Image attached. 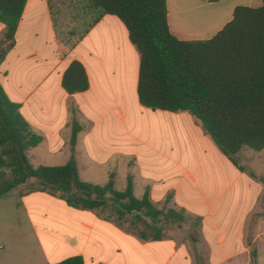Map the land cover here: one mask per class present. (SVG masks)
<instances>
[{"label": "crops", "instance_id": "0c3cea01", "mask_svg": "<svg viewBox=\"0 0 264 264\" xmlns=\"http://www.w3.org/2000/svg\"><path fill=\"white\" fill-rule=\"evenodd\" d=\"M262 5L263 0H167L168 23L181 41H207L238 7ZM6 33L0 22V54L7 50L0 82L43 138L30 156L41 150L65 165L72 124L78 122L83 130L76 159L83 181L82 162L106 169L104 185L116 178L119 163L126 164L137 198L149 189L162 209L172 195L170 207L201 218L202 227L195 236L191 224L171 225L160 240H144L116 218L23 188L0 199V264H59L74 257L85 264H264V151L244 148L240 170L189 113L144 107L138 95L141 55L117 16L102 15L89 0H28L13 41ZM73 61L84 65L90 89L69 95L62 83ZM153 118L188 130V141L181 134L160 145L159 156L149 159L157 172L136 179L133 166L144 161L134 133Z\"/></svg>", "mask_w": 264, "mask_h": 264}, {"label": "trees", "instance_id": "16d2710c", "mask_svg": "<svg viewBox=\"0 0 264 264\" xmlns=\"http://www.w3.org/2000/svg\"><path fill=\"white\" fill-rule=\"evenodd\" d=\"M28 0H0V22L13 41ZM102 15H115L127 27L141 55L140 103L153 111L187 112L219 150L240 170L244 148L264 151V0L258 8L238 7L233 20L207 41H181L168 23L167 0H89ZM220 2L222 0H210ZM9 46L7 47V49ZM7 54L3 50L0 61ZM69 95L90 89L84 65L73 61L63 77ZM21 105L12 101L0 82V199L35 180L29 192L58 196L76 209L108 213L122 221L135 216L144 240H160L166 227L191 224L195 236L202 219L170 207L173 196L159 208L147 190L134 194L133 178L125 191L115 176L104 185L80 178L76 145L83 126L73 122L71 158L61 166L35 167L29 151L43 138L32 131ZM264 184V177L260 178ZM59 264H85L82 257Z\"/></svg>", "mask_w": 264, "mask_h": 264}, {"label": "rangeland", "instance_id": "374dc122", "mask_svg": "<svg viewBox=\"0 0 264 264\" xmlns=\"http://www.w3.org/2000/svg\"><path fill=\"white\" fill-rule=\"evenodd\" d=\"M188 130L186 132V129L180 127L177 123H171L169 121H164L163 119L160 118H153L151 120H144L143 126L141 130H137L134 135L137 140L133 141L134 146H136V150L140 152L141 158L144 161V166L143 170H141L140 166H133V171L134 175L136 176V179H138V173L142 172H147V173H155L157 172V169L153 168V165H151V157H158V153L160 151V145L163 143H169L171 140L173 141V137L181 138L180 135L182 134L184 136L183 138V143H187L188 141ZM187 136V137H185ZM190 141V140H189ZM130 146V144H129ZM152 148H155L152 150ZM43 152V151H39ZM38 151L32 156H30V151H29V158L33 161L34 165H39L38 163L40 161H43L41 165H47V166H60V164H57L59 160H55L54 158H48L39 153ZM263 152V151H262ZM36 156L33 158V156ZM38 155H41L40 157ZM262 158L264 160V153L262 154ZM50 161H56L54 163ZM150 162V163H149ZM83 163V162H82ZM81 163V177L89 183H95L98 185H104L106 183V169H103L102 171H98L93 169L92 167H86ZM39 167V166H38ZM128 166L123 163L118 164L117 168V176L115 178L116 181V189L119 191H124L126 185L128 184L127 176L128 174ZM256 167V166H255ZM257 169V168H256ZM36 182L35 180L31 181L28 185L24 187V190H30L32 185ZM108 215V213H106ZM114 218V217H113ZM122 225H124L125 229L128 231H134V233H138L139 230L142 228L140 225V221H138L135 216H128L122 221H120ZM133 223V226L131 225ZM187 225V224H186ZM203 264H206L205 260Z\"/></svg>", "mask_w": 264, "mask_h": 264}]
</instances>
